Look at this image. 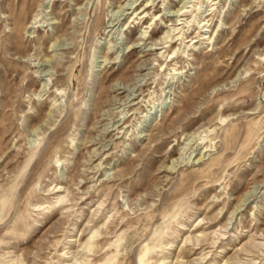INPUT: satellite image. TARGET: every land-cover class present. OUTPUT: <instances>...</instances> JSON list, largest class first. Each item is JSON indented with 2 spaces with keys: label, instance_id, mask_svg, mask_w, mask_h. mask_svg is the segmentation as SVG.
Masks as SVG:
<instances>
[{
  "label": "rangeland",
  "instance_id": "1",
  "mask_svg": "<svg viewBox=\"0 0 264 264\" xmlns=\"http://www.w3.org/2000/svg\"><path fill=\"white\" fill-rule=\"evenodd\" d=\"M0 264H264V0H0Z\"/></svg>",
  "mask_w": 264,
  "mask_h": 264
}]
</instances>
